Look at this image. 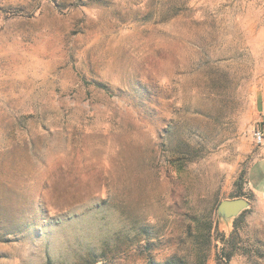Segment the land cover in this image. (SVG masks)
<instances>
[{
    "label": "rangeland",
    "instance_id": "rangeland-1",
    "mask_svg": "<svg viewBox=\"0 0 264 264\" xmlns=\"http://www.w3.org/2000/svg\"><path fill=\"white\" fill-rule=\"evenodd\" d=\"M263 102L264 0H0V264H216Z\"/></svg>",
    "mask_w": 264,
    "mask_h": 264
},
{
    "label": "trees",
    "instance_id": "trees-1",
    "mask_svg": "<svg viewBox=\"0 0 264 264\" xmlns=\"http://www.w3.org/2000/svg\"><path fill=\"white\" fill-rule=\"evenodd\" d=\"M248 181L247 172H241L234 182V195L231 198H240L244 196V184ZM247 210H242L238 215L234 216L232 229L228 234L221 231L217 236V240L220 242V247L217 250L215 256L216 264H228L234 253L237 251V241H239V234L237 231L236 221ZM146 264H188L185 259L177 255H172L162 262L155 260H149ZM203 264V263H200Z\"/></svg>",
    "mask_w": 264,
    "mask_h": 264
},
{
    "label": "crops",
    "instance_id": "crops-1",
    "mask_svg": "<svg viewBox=\"0 0 264 264\" xmlns=\"http://www.w3.org/2000/svg\"><path fill=\"white\" fill-rule=\"evenodd\" d=\"M264 119V102L260 107ZM264 148V147H263ZM262 156L257 158L248 168V183L255 192L264 193V149Z\"/></svg>",
    "mask_w": 264,
    "mask_h": 264
},
{
    "label": "water",
    "instance_id": "water-1",
    "mask_svg": "<svg viewBox=\"0 0 264 264\" xmlns=\"http://www.w3.org/2000/svg\"><path fill=\"white\" fill-rule=\"evenodd\" d=\"M249 202L245 198H233L221 200L217 206V214L223 219L231 218L238 215L246 209Z\"/></svg>",
    "mask_w": 264,
    "mask_h": 264
},
{
    "label": "built area",
    "instance_id": "built-area-1",
    "mask_svg": "<svg viewBox=\"0 0 264 264\" xmlns=\"http://www.w3.org/2000/svg\"><path fill=\"white\" fill-rule=\"evenodd\" d=\"M253 137L258 144H264V132L262 129H255L253 131Z\"/></svg>",
    "mask_w": 264,
    "mask_h": 264
}]
</instances>
